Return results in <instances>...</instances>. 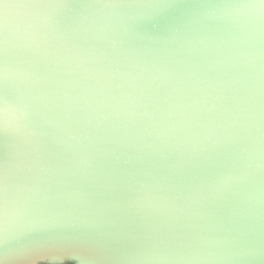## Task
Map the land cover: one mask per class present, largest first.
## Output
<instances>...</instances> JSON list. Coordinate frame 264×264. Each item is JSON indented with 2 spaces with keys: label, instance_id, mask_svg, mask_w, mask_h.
Masks as SVG:
<instances>
[{
  "label": "clouds",
  "instance_id": "obj_1",
  "mask_svg": "<svg viewBox=\"0 0 264 264\" xmlns=\"http://www.w3.org/2000/svg\"><path fill=\"white\" fill-rule=\"evenodd\" d=\"M0 137L13 227L120 212L123 264H257L264 0H0Z\"/></svg>",
  "mask_w": 264,
  "mask_h": 264
},
{
  "label": "water",
  "instance_id": "obj_2",
  "mask_svg": "<svg viewBox=\"0 0 264 264\" xmlns=\"http://www.w3.org/2000/svg\"><path fill=\"white\" fill-rule=\"evenodd\" d=\"M7 151L0 137V163ZM16 210L11 193L5 209L0 191V264H123L137 244L139 222L120 212L107 214L100 226L44 220L13 227Z\"/></svg>",
  "mask_w": 264,
  "mask_h": 264
}]
</instances>
